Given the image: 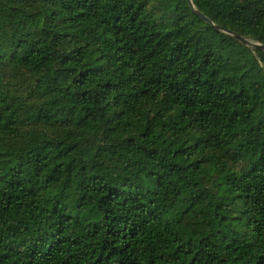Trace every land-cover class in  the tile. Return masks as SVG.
<instances>
[{
	"label": "trees",
	"instance_id": "obj_1",
	"mask_svg": "<svg viewBox=\"0 0 264 264\" xmlns=\"http://www.w3.org/2000/svg\"><path fill=\"white\" fill-rule=\"evenodd\" d=\"M192 2L0 0V264H264V0Z\"/></svg>",
	"mask_w": 264,
	"mask_h": 264
},
{
	"label": "rangeland",
	"instance_id": "obj_2",
	"mask_svg": "<svg viewBox=\"0 0 264 264\" xmlns=\"http://www.w3.org/2000/svg\"><path fill=\"white\" fill-rule=\"evenodd\" d=\"M249 46L253 47L252 45L248 44ZM261 50V49H260ZM262 54H257L255 53L257 60L259 62V64L261 65V67L264 70V50H261ZM10 82H12L13 86L15 88H19V89H24L28 83L30 82V75L25 73V72H21L19 74H11L8 79Z\"/></svg>",
	"mask_w": 264,
	"mask_h": 264
},
{
	"label": "water",
	"instance_id": "obj_3",
	"mask_svg": "<svg viewBox=\"0 0 264 264\" xmlns=\"http://www.w3.org/2000/svg\"><path fill=\"white\" fill-rule=\"evenodd\" d=\"M187 3L191 9V11L196 14L201 20H203L204 22L210 24L211 26H214V24L212 23V21L207 17L205 16L201 11H199L198 9L195 8L192 0H187ZM215 27V26H214ZM231 35L235 36L240 42H245L247 44H250L258 49H261V50H264V44H260V43H257V42H254V41H251L237 33H233V32H229Z\"/></svg>",
	"mask_w": 264,
	"mask_h": 264
}]
</instances>
